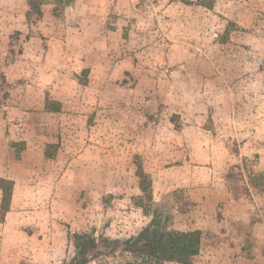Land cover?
<instances>
[{
  "label": "rangeland",
  "instance_id": "obj_1",
  "mask_svg": "<svg viewBox=\"0 0 264 264\" xmlns=\"http://www.w3.org/2000/svg\"><path fill=\"white\" fill-rule=\"evenodd\" d=\"M52 9L0 0V264L137 234L139 170L165 225L201 232L190 264H264V0Z\"/></svg>",
  "mask_w": 264,
  "mask_h": 264
},
{
  "label": "trees",
  "instance_id": "obj_2",
  "mask_svg": "<svg viewBox=\"0 0 264 264\" xmlns=\"http://www.w3.org/2000/svg\"><path fill=\"white\" fill-rule=\"evenodd\" d=\"M76 0H27L29 11L27 18H42L44 7L51 5L52 14L59 17ZM264 74V60L261 65ZM54 111L55 109H50ZM18 154L17 157H19ZM48 157V155H46ZM50 158V157H48ZM141 195L136 202L143 212L151 217L148 226L129 237H111L104 232L69 233L68 240L74 248L73 255L60 264H190L200 253L201 232L177 231L169 229L159 210L152 209L150 202L151 185L145 174L139 170ZM254 180L255 185L264 183V175ZM258 176V177H260ZM14 181L0 179L2 200L0 202V219L4 220L11 209Z\"/></svg>",
  "mask_w": 264,
  "mask_h": 264
},
{
  "label": "crops",
  "instance_id": "obj_3",
  "mask_svg": "<svg viewBox=\"0 0 264 264\" xmlns=\"http://www.w3.org/2000/svg\"><path fill=\"white\" fill-rule=\"evenodd\" d=\"M227 198H228V199H232L230 195H228V197H227Z\"/></svg>",
  "mask_w": 264,
  "mask_h": 264
}]
</instances>
